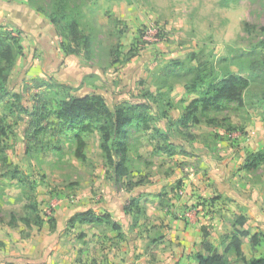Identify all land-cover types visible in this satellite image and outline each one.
<instances>
[{
  "label": "rangeland",
  "instance_id": "obj_1",
  "mask_svg": "<svg viewBox=\"0 0 264 264\" xmlns=\"http://www.w3.org/2000/svg\"><path fill=\"white\" fill-rule=\"evenodd\" d=\"M25 1L40 15L44 30L39 33L37 20L25 31L12 20L6 24L24 52L8 73L11 93H0V127L7 132L0 136V227L21 239L44 227L50 235V219L59 210L67 224L61 232L65 245L77 250L80 264H119L113 257L120 255L131 263L133 250L135 264H144L136 262L142 259L168 264L171 256L174 264H197V254L206 253L205 232L223 253L224 235L236 228L250 235L242 238V256L229 254L231 262L264 256V163L251 171L244 167L249 155L264 150V73L259 71L264 67V0H64L83 38L78 40L81 52L68 55L62 44L75 47L76 41L65 22L50 18L58 0ZM50 37L58 49L51 64L56 67L64 54L78 69L57 73L48 68L44 42ZM172 60L183 65L179 74L167 76ZM199 64L209 79L234 72L249 76L250 84L240 102L200 110L197 122L184 125L181 119L198 97L187 85L198 76L193 67ZM95 93L113 109L145 99L150 105L147 121L128 127L127 170L121 177L115 169L119 156L107 159L98 128L82 134L86 159H81L75 132H61L54 114L62 98ZM39 95L51 114L43 124L47 129L36 133L31 114L21 105L32 111L42 103ZM109 199L119 206L121 229L113 234L106 224L104 239L93 244L87 225L69 222L76 212ZM120 206L132 209L121 218ZM159 210L192 221L193 238L201 236L202 243L196 240L188 252L181 239L167 238L170 227L167 218L155 217ZM240 215L247 222L234 226Z\"/></svg>",
  "mask_w": 264,
  "mask_h": 264
},
{
  "label": "trees",
  "instance_id": "obj_2",
  "mask_svg": "<svg viewBox=\"0 0 264 264\" xmlns=\"http://www.w3.org/2000/svg\"><path fill=\"white\" fill-rule=\"evenodd\" d=\"M68 4L64 0H58L53 5L50 18L54 23L65 22L68 33L73 36L76 41V46L72 44H62L63 51L68 55L71 53H80L78 45L80 44L78 35V21L74 19L68 9ZM0 93L8 96L11 92L6 87L8 73L17 61V58L23 54L24 48L20 39L9 29L6 24L0 23ZM84 44L88 45L89 40H83ZM194 58V57H193ZM183 65L182 61L172 60L168 68H166V75L179 74ZM198 71V76L187 85L189 93H196L198 97L195 98L187 107V112L181 119V123L187 125L189 122H197L198 118L196 113L200 110L208 111L212 108H220L227 102H240L242 100L245 89L250 84L249 76H244L234 72H228L223 76L214 77L209 79L206 75L205 69L202 64L193 67ZM259 71L263 74L264 67ZM50 83H42L43 86H48ZM57 85L63 87L62 83ZM12 95L20 100L21 93H12ZM39 99L43 97L39 95ZM47 101L42 100L40 105H35L31 111L29 107L21 105L22 109L31 114L32 126L35 128L36 133H40L47 129L43 126L50 118L51 112L47 108ZM150 105L148 100L138 103L123 102L117 104L114 109L109 105L107 99L102 94H86L81 97H65L61 99L58 108L54 114L61 121V132L63 130H71L75 132V136L79 142V147L76 151L77 157L86 159L84 148L86 141L82 134L91 132L95 128L101 132V148L104 151L108 160H113L115 156H119V161L116 163V174L121 177L126 174L125 162L129 153V133L128 127L137 125L140 122L147 121L148 109ZM6 129L0 127V136L4 135ZM169 147V145L167 146ZM172 152V150H171ZM264 163V150L252 153L246 159L245 168L249 171L256 169L259 165ZM134 201H131V206ZM132 208L125 209L126 212ZM29 223L28 219L25 220ZM77 221L80 223H95V224H108L114 230H120L121 226L112 219L109 213L96 214L93 209H86L76 212L69 223L74 225ZM51 229L56 228V219H50ZM247 218L243 215L236 217L234 226H244ZM250 231L246 229L236 228L231 233L224 235L225 240L228 242L225 251L218 252L214 249V245L207 241L208 233H204L203 247L205 246L206 253H199L196 256L197 264H233L230 260L229 254L235 253L238 257L242 256L244 236H249ZM257 236H253V240L257 241ZM206 240V241H205ZM242 264H264V256L252 258L249 260L244 259Z\"/></svg>",
  "mask_w": 264,
  "mask_h": 264
},
{
  "label": "crops",
  "instance_id": "obj_3",
  "mask_svg": "<svg viewBox=\"0 0 264 264\" xmlns=\"http://www.w3.org/2000/svg\"><path fill=\"white\" fill-rule=\"evenodd\" d=\"M11 20L13 22V25L21 28L24 31L32 27L33 20H37L40 21L37 22L39 26V33L44 30V25L43 22H41L42 19L40 15L35 12L25 0H0V23L2 24V22H4V24H8ZM50 38H46V42H44V44L46 43L44 45V55L48 68L50 70L57 71V73H61L64 69H68V71H72L75 68L78 69L75 62L69 61L68 56H66V58L62 57L64 54L59 55V59L57 60L58 64L56 67L52 65L53 63L51 64L50 59L53 56V52L55 51V49L57 52L58 49L50 45L55 42V39H53L52 37ZM69 78L71 80H76V76H70ZM199 185L202 186L203 184L200 183ZM142 190L143 189H140L139 192H141ZM146 192L148 193L151 191L146 190ZM131 194L134 195L135 191H131ZM124 198L127 199L128 195H125ZM176 201L172 200L173 203H176ZM179 204H182V202H179ZM118 207L119 206H117L113 201H111V199H109V201L101 203L98 208L91 207L88 209H93L94 212L99 215L109 213L112 216V219L117 222ZM120 207L121 210L119 216L123 218V214L126 213V211H123L122 206ZM60 209L62 210L63 208ZM154 214L156 218H167L165 223L170 227L169 235L167 236V238L171 239L174 242H178V239H181L185 243L187 250L189 249L188 252L194 249L196 240L198 242L201 241V236L199 238L197 236L193 238L192 231L194 229V223L192 221L191 223L187 224L185 221L180 219L179 216H172V214H169L168 211L164 210L156 211ZM54 218L56 219L57 225L53 230V233L50 235H47L45 233L46 228L44 227L41 232L37 234L33 233L30 238L21 239L17 233L13 235L11 229L7 227H0V264H80L76 259L77 250L74 247L65 245V236H62L61 234V232L67 228L66 222L63 221L66 219H64V217H61L59 210L55 213ZM82 225L88 226V238H93V244L99 242L101 237L102 239H104L103 234L106 231L105 223H82ZM73 226L74 225H72V227ZM112 230V233L115 234L116 230ZM66 237H68L67 233ZM163 239L159 242H162ZM183 250L184 246L181 248V252H183ZM95 251H97V255L100 254L99 249L96 248ZM133 252L134 250L128 255L130 257L132 256L130 261L131 263H128V257H122L121 255L118 257H113V260H116V262H118L119 264H125V262H127V264H135V256ZM178 253L179 256L182 255V253ZM70 254H72V256ZM177 260H179V258ZM111 261L112 257H110V262ZM166 261L168 264H174V258H172V256ZM108 262L109 261L106 260V262L104 261L101 264H108ZM136 262L150 264L146 261V259H142V261L138 260Z\"/></svg>",
  "mask_w": 264,
  "mask_h": 264
}]
</instances>
